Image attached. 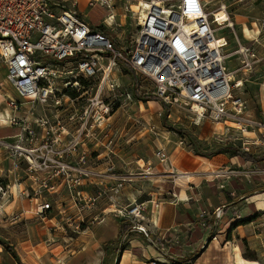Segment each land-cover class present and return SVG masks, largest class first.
I'll return each instance as SVG.
<instances>
[{"label": "built area", "instance_id": "1", "mask_svg": "<svg viewBox=\"0 0 264 264\" xmlns=\"http://www.w3.org/2000/svg\"><path fill=\"white\" fill-rule=\"evenodd\" d=\"M116 2L87 3L109 10L101 20L109 28L116 26ZM147 3L138 1L144 12L138 16L131 47L118 48L100 27L85 21L76 9L79 0H0V60L17 95L6 96L12 113L0 120L21 126L19 133L0 138V149L11 160L8 182H0V193L2 198L9 194L30 199L32 214L49 222V229L65 230L67 225L78 233L91 221L103 222L101 215L91 221L87 217L108 192L117 195L123 186L112 164L92 165L107 158L101 156L104 150L93 147L112 142L107 140L110 104L102 95L116 94L121 65L150 82L153 96L168 108L187 110L195 124L232 121L243 134L260 126L264 136V126L233 94L240 80L235 81L227 64L232 55L227 52L229 40L216 35L219 29L233 27L229 13L224 10L228 17L221 22V9L208 11L204 0ZM235 53L243 56L244 69L256 59L250 47L240 45ZM35 104L43 107L39 114H18ZM157 156L162 162L170 160L162 148ZM109 180L115 183L108 189ZM155 205L152 202V208ZM129 207L125 214L118 206L111 211L128 219L130 230L144 234L156 250H163L140 223L145 221L146 205L134 201ZM211 240H217L214 231Z\"/></svg>", "mask_w": 264, "mask_h": 264}, {"label": "rangeland", "instance_id": "2", "mask_svg": "<svg viewBox=\"0 0 264 264\" xmlns=\"http://www.w3.org/2000/svg\"><path fill=\"white\" fill-rule=\"evenodd\" d=\"M138 1L140 0H117L116 26L109 28L101 21L109 11L107 8L100 5L89 6L88 3L83 7L81 1L76 9L83 15L88 24L93 27H100L111 38L115 46L129 48L138 28V16L144 12V9L140 8L139 10L134 7L138 4ZM177 1L163 0V3L175 4ZM204 1L208 11L221 9L218 12L220 14L218 19L221 22H224L228 17L224 10L229 13L233 27L219 29L216 35L227 36L229 40L227 52L232 53L227 60V64L233 72L235 81L240 80L242 82L241 86L233 90V94L246 103L249 116L258 120L264 126V0ZM67 6L71 7V2H68ZM240 45L250 47L256 53V59L246 69H244L246 64L242 63L243 56L235 53ZM117 75L119 77V88L116 90V94L106 91L102 95V98L110 104L108 114L110 116L108 120L110 126L108 127L107 140L112 142H105L104 147H93V149L104 150V152H101V156L106 154L107 158H102L101 161H93L92 165H100V168H102L112 164L114 166L112 171L119 174V180L123 182L119 192L123 187H126L127 183L128 187H131L129 184L131 182L128 179L130 175L139 177L141 173L148 172V167L151 165L160 163L162 165H159V167L162 170L163 167L168 168V166H171V160L178 168V158L174 159V156L170 155V151H173L176 146L183 148L182 154L193 148L205 153H214L222 147H229V153L240 154L247 151L255 155L264 154V136L261 133L263 128H260V126L250 128L252 132L249 134H243L234 127L232 121L217 123L205 120L200 124H195L187 110L181 108L177 110L174 107L168 108L154 97L153 85L143 77L136 76L134 78V73L132 75L126 66L121 65ZM91 94H94V91H91ZM7 95L17 98L14 88L6 81V66L0 60V111L4 112L5 116L12 113L6 104L5 98ZM42 110L41 105L35 104L31 111L22 109L18 114L32 118L33 115L39 114ZM165 114H167V123L164 122ZM228 126L230 129H227ZM20 131V125L11 126L0 120V138L17 134ZM181 140L183 141L182 144H180ZM254 140L258 142V145H253ZM247 147L248 150H246ZM159 148L165 150L170 160L165 159L163 162L160 160L157 156ZM106 160L107 162H105ZM10 166L11 160L0 149V182L3 184L8 182L7 171ZM235 169L243 168L237 166ZM140 177H142L138 181L140 184L136 186L132 184V188L152 186L147 177ZM112 195L113 200L110 199ZM123 196L122 200L126 198L125 195ZM23 200L26 204L25 212L22 210L23 215L19 216L17 212L10 214L18 204L23 203ZM0 201V240L9 244L18 256V258H15L11 251L3 247L5 251L3 264H24V262L39 264L41 259H44V264H49L47 261L50 258L57 259L59 257L58 253L61 249L64 248L65 254L70 253L66 247L74 246L71 241L73 239L48 238L49 233L53 234L56 231L49 229V222L32 214V201L30 199L15 195L9 197V194L2 198L0 193ZM121 201L119 199V210L125 214L126 210L130 208V204L127 205L129 202ZM106 202L110 210L118 206L114 193L109 192ZM125 220L129 221L128 219ZM43 226H47L48 229ZM46 230L49 232H46ZM108 230L110 229L108 228ZM59 232L71 236L82 234V231L73 232L67 225H65V230H58L57 233ZM123 243L122 240L121 246ZM241 244L246 257L254 258L258 255L259 251L257 252L250 247L249 240H243ZM259 245L260 243H255L252 246L259 247ZM29 259L32 260V263Z\"/></svg>", "mask_w": 264, "mask_h": 264}, {"label": "crops", "instance_id": "3", "mask_svg": "<svg viewBox=\"0 0 264 264\" xmlns=\"http://www.w3.org/2000/svg\"><path fill=\"white\" fill-rule=\"evenodd\" d=\"M81 1L83 7L88 2ZM182 151L180 146L170 151L174 159L178 158V168L170 160L168 168L160 170L159 163L140 174L147 177L151 187L132 188V184H140L142 177L130 175L131 187L127 183L116 195L118 207L123 195L126 198L121 202H129L127 205L134 201L146 205L145 221L140 223L153 239L159 240L163 250H156L144 234L131 231L132 223L120 213H112L104 198L87 217L91 221L101 215L104 221H88L82 234L64 235L57 233L62 229L50 228L56 232L49 233L48 238H70L74 246L66 247L70 253L65 254L63 248L57 259L46 261L49 264L53 260V264H151L153 260L156 264H255L254 261L264 264V161L254 163L228 153L200 155L191 149L184 154ZM237 166L243 169L236 170ZM114 183L107 181V188H112ZM152 202L156 204L153 208ZM24 203L23 200L10 214L23 215ZM104 208L106 215L102 214ZM123 225L127 226L124 230ZM213 231L217 240H211ZM243 240H249L250 247L259 251L256 257L244 255ZM255 243H260L259 247L252 246ZM3 247L0 243V264L5 257ZM39 264H44V259Z\"/></svg>", "mask_w": 264, "mask_h": 264}, {"label": "trees", "instance_id": "4", "mask_svg": "<svg viewBox=\"0 0 264 264\" xmlns=\"http://www.w3.org/2000/svg\"><path fill=\"white\" fill-rule=\"evenodd\" d=\"M117 47V46H116ZM127 69L130 71V73L133 75V72L131 71V69L129 67H127ZM134 78H136V76L133 75ZM148 99V98H147ZM166 116L167 114H165L164 116V122H166ZM172 127V126H170ZM194 153L196 154H200V155H213V154H219V153H228L230 155H241L242 157H244L246 160H249V161H252L254 163H258V162H262L264 161V154L262 155H255V154H252V153H249L247 151H243L241 152L240 154L239 153H229L230 152V148L229 147H222V148H218L216 150V152H212V153H205V152H202L201 150L199 149H192ZM127 226L123 225V230L126 229ZM0 243L8 250V251H11L13 253V256L15 258H18V256L16 255L14 249L9 245L7 244L6 242L4 241H1L0 240Z\"/></svg>", "mask_w": 264, "mask_h": 264}, {"label": "bare ground", "instance_id": "5", "mask_svg": "<svg viewBox=\"0 0 264 264\" xmlns=\"http://www.w3.org/2000/svg\"><path fill=\"white\" fill-rule=\"evenodd\" d=\"M141 1V5H143V6H146L148 3H147V1H144V0H140ZM149 1V0H148ZM133 5H135V4H133ZM132 5V6H133ZM135 8H138L139 10H140V8H139V5L137 4L136 6H134ZM220 12V11H219ZM220 14H217V17L219 16ZM242 85V82L241 81H239V83H238V86H241ZM10 114V113H9ZM0 115L2 116V118H4V116H5V113L4 112H2V111H0ZM252 131H250V130H247L244 134H249V133H251ZM239 260L241 261L242 259L239 257ZM254 263L255 264H261V263H259V262H255L254 261Z\"/></svg>", "mask_w": 264, "mask_h": 264}]
</instances>
